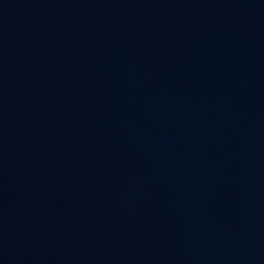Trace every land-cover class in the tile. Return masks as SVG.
Wrapping results in <instances>:
<instances>
[{
    "label": "water",
    "instance_id": "obj_1",
    "mask_svg": "<svg viewBox=\"0 0 264 264\" xmlns=\"http://www.w3.org/2000/svg\"><path fill=\"white\" fill-rule=\"evenodd\" d=\"M0 264H264V0H0Z\"/></svg>",
    "mask_w": 264,
    "mask_h": 264
}]
</instances>
